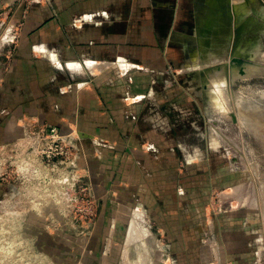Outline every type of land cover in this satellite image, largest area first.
Instances as JSON below:
<instances>
[{
  "label": "crops",
  "instance_id": "0c3cea01",
  "mask_svg": "<svg viewBox=\"0 0 264 264\" xmlns=\"http://www.w3.org/2000/svg\"><path fill=\"white\" fill-rule=\"evenodd\" d=\"M19 3L0 0V147L34 144L45 126L75 135L101 209L95 238L108 242L101 264H117L122 252L142 264L192 255L196 264H264V204L244 202L250 190L234 184L236 204L208 218L206 206L196 207L219 183L207 147L191 152L175 133L192 93L212 101L222 92L213 81L225 49L264 66V53L248 52L264 0ZM131 225L143 232L129 233Z\"/></svg>",
  "mask_w": 264,
  "mask_h": 264
},
{
  "label": "rangeland",
  "instance_id": "374dc122",
  "mask_svg": "<svg viewBox=\"0 0 264 264\" xmlns=\"http://www.w3.org/2000/svg\"><path fill=\"white\" fill-rule=\"evenodd\" d=\"M263 30L264 24L257 23L254 35L257 44L248 52L264 53ZM235 50H224L223 67L218 70L220 80L213 81L221 87L219 97L210 101L197 92L192 93V111L179 120L178 123L185 122L184 126L175 130L177 138L191 146L188 148L191 152H208L209 168L218 176L219 183L211 185L207 204L200 200L201 205L196 206L202 211L206 206L208 218L215 217L219 208L226 210L236 202L233 195L238 190L232 188L234 184L241 185V193L250 190L244 202L251 201L260 207L264 204V69L251 76H238L241 74L238 70L231 78L229 60ZM243 56L249 57L248 53ZM237 65L236 68L240 67ZM183 160L180 161L182 168L187 164L185 158ZM34 168L30 167L28 176ZM188 168L192 174L199 170L191 165ZM68 179L65 177L61 183L58 175H54L53 180L47 182V193L39 197L37 203L41 205L37 208L31 207L27 191L19 190L20 182L12 178L0 179V187L4 189L0 196V264H101L108 242L104 235L102 240L95 238L96 222L101 213L99 201L94 195L91 197L80 191L81 187ZM199 180L204 183L205 179H186L193 186ZM81 183L83 187L88 184L86 178ZM34 184L40 185L38 181ZM220 199L222 207H219ZM193 207L190 216L198 221L200 210ZM106 232V229L101 230L105 235ZM142 232L139 226L131 225L129 233ZM194 244L198 245L193 240ZM131 248L135 249V245ZM120 250H124L121 243ZM199 259L192 255L177 259L176 264L178 261L179 264L188 261L196 264ZM110 260H117V264H142L136 257L126 258L123 252L118 259Z\"/></svg>",
  "mask_w": 264,
  "mask_h": 264
},
{
  "label": "built area",
  "instance_id": "2783aa9c",
  "mask_svg": "<svg viewBox=\"0 0 264 264\" xmlns=\"http://www.w3.org/2000/svg\"><path fill=\"white\" fill-rule=\"evenodd\" d=\"M29 2L31 0H20L19 4L26 6ZM35 136L31 145L21 143L0 147V179L12 178L20 182L19 190L27 191L32 208L41 205L37 203L38 199L42 193H47V182L53 180L54 175H58V182L61 183H64L65 177L70 178L69 181L72 179L75 185L81 187L80 191L93 197L90 186L86 184L83 187L81 183L84 175L80 173V160L85 157V151L73 141L75 135L62 133L56 126H45ZM30 167L35 168L28 176ZM36 181L39 186L34 184Z\"/></svg>",
  "mask_w": 264,
  "mask_h": 264
},
{
  "label": "water",
  "instance_id": "95a60500",
  "mask_svg": "<svg viewBox=\"0 0 264 264\" xmlns=\"http://www.w3.org/2000/svg\"><path fill=\"white\" fill-rule=\"evenodd\" d=\"M234 8V7H233ZM248 56H243L240 53H238V50L236 49L234 51V54L230 57L229 60V71L231 73V78L235 77L234 74L236 72V64H238L240 66V73L242 75L246 74L247 70L246 67L247 65H251L253 64L252 61H249Z\"/></svg>",
  "mask_w": 264,
  "mask_h": 264
},
{
  "label": "bare ground",
  "instance_id": "6f19581e",
  "mask_svg": "<svg viewBox=\"0 0 264 264\" xmlns=\"http://www.w3.org/2000/svg\"><path fill=\"white\" fill-rule=\"evenodd\" d=\"M238 67V65H237ZM261 69H264V66L256 65V66H249L247 67V74L248 75H254L257 74L258 72H261ZM263 72V71H262ZM258 75V74H257ZM1 243V241H0Z\"/></svg>",
  "mask_w": 264,
  "mask_h": 264
}]
</instances>
